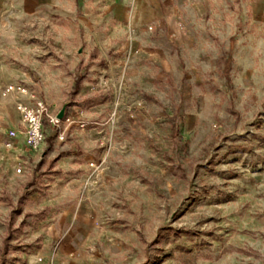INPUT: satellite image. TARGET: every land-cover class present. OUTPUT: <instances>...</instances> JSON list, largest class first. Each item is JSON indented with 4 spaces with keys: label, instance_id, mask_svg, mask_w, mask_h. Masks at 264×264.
I'll use <instances>...</instances> for the list:
<instances>
[{
    "label": "rangeland",
    "instance_id": "obj_1",
    "mask_svg": "<svg viewBox=\"0 0 264 264\" xmlns=\"http://www.w3.org/2000/svg\"><path fill=\"white\" fill-rule=\"evenodd\" d=\"M113 1L0 11V264H264V0H176L170 39ZM19 99L65 110L36 151Z\"/></svg>",
    "mask_w": 264,
    "mask_h": 264
},
{
    "label": "crops",
    "instance_id": "obj_2",
    "mask_svg": "<svg viewBox=\"0 0 264 264\" xmlns=\"http://www.w3.org/2000/svg\"><path fill=\"white\" fill-rule=\"evenodd\" d=\"M60 0H0V11L5 6L12 7L17 13L40 16L47 10L53 9ZM99 4L103 0H97ZM193 0H189L190 4ZM197 2V0H195ZM193 6V5H190ZM197 7V3L195 4ZM180 5L176 0H114L106 7L102 15L126 28L128 34L143 30V37L164 36L170 38H183L187 32L175 23L185 21L179 13ZM198 14H195L197 18ZM150 26V30L146 27ZM161 36V37H162ZM146 47V42L144 43Z\"/></svg>",
    "mask_w": 264,
    "mask_h": 264
},
{
    "label": "built area",
    "instance_id": "obj_3",
    "mask_svg": "<svg viewBox=\"0 0 264 264\" xmlns=\"http://www.w3.org/2000/svg\"><path fill=\"white\" fill-rule=\"evenodd\" d=\"M11 90H14L10 86ZM9 90V89H8ZM18 94L25 93L24 88L15 89ZM17 108L21 113V127L22 133L25 136V145L31 151H36L40 148L46 138L45 120L48 119L51 124L58 125L59 119L49 113V105L43 99H38L35 103L31 104L19 99L17 101ZM60 138H64V132L60 131ZM7 146H12L10 142L6 143ZM19 163V161H17ZM20 164V163H19ZM16 165V172H21V165ZM41 260V258H39ZM52 264H64L62 262H53Z\"/></svg>",
    "mask_w": 264,
    "mask_h": 264
},
{
    "label": "water",
    "instance_id": "obj_4",
    "mask_svg": "<svg viewBox=\"0 0 264 264\" xmlns=\"http://www.w3.org/2000/svg\"><path fill=\"white\" fill-rule=\"evenodd\" d=\"M64 112H65V110H64V108H62V109L57 113L56 117H57L58 119H62V118L64 117Z\"/></svg>",
    "mask_w": 264,
    "mask_h": 264
}]
</instances>
